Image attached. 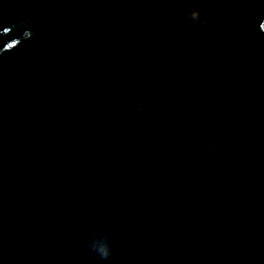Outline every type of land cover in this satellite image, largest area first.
Listing matches in <instances>:
<instances>
[{"label": "water", "instance_id": "1", "mask_svg": "<svg viewBox=\"0 0 264 264\" xmlns=\"http://www.w3.org/2000/svg\"><path fill=\"white\" fill-rule=\"evenodd\" d=\"M209 6L0 0V264H264V0Z\"/></svg>", "mask_w": 264, "mask_h": 264}, {"label": "clouds", "instance_id": "2", "mask_svg": "<svg viewBox=\"0 0 264 264\" xmlns=\"http://www.w3.org/2000/svg\"><path fill=\"white\" fill-rule=\"evenodd\" d=\"M211 0H203L201 4L192 3V0H177L179 5L176 13L184 27L193 32L207 30L210 26L209 17L214 9L209 6ZM88 254L95 258L97 264H103L112 256L110 233L93 232L87 244Z\"/></svg>", "mask_w": 264, "mask_h": 264}]
</instances>
